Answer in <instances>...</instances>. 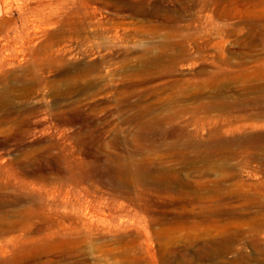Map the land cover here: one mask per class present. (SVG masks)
<instances>
[{"label": "rangeland", "instance_id": "obj_1", "mask_svg": "<svg viewBox=\"0 0 264 264\" xmlns=\"http://www.w3.org/2000/svg\"><path fill=\"white\" fill-rule=\"evenodd\" d=\"M60 1L0 16V264H264V0Z\"/></svg>", "mask_w": 264, "mask_h": 264}, {"label": "bare ground", "instance_id": "obj_2", "mask_svg": "<svg viewBox=\"0 0 264 264\" xmlns=\"http://www.w3.org/2000/svg\"><path fill=\"white\" fill-rule=\"evenodd\" d=\"M6 1L7 0H0V16L2 15V13H8V11H10L11 9L10 8H6ZM9 3V2H8ZM2 4H4L2 7ZM60 5H61V1L60 0H25V1H21V0H17L16 2V5H15V9L20 13L21 15V18H22V22H23V25L26 26L27 24H29V22H35V23H40L41 21L45 20V18H49L51 17V15L55 12H57V10L60 8ZM13 8V7H12ZM137 9V8H136ZM13 11V10H12ZM140 14V12H139ZM148 14V13H147ZM49 16V17H47ZM4 26V25H3ZM227 27V26H226ZM40 28V26L38 27ZM3 30V29H2ZM1 30V31H2ZM37 31V30H36ZM12 41H11V38L7 35L6 36V43L2 46V48H6V47H9V45H11ZM18 44V43H17ZM16 46V45H15ZM21 49V48H20ZM10 53V52H9ZM8 54V53H7ZM11 59V58H10ZM9 61V60H8ZM4 63V62H2ZM230 66V65H229ZM7 67V66H6ZM206 72V71H205ZM30 74V73H29ZM14 83V82H13ZM229 87V86H228ZM203 88V87H202ZM253 88V87H252ZM219 89V88H218ZM236 92V91H235ZM181 93V92H180ZM224 93V92H223ZM248 96V95H247ZM181 97V96H180ZM183 97V96H182ZM226 97V95H225ZM228 97H231V96H228ZM247 99V98H246ZM249 99V98H248ZM244 102V101H243ZM162 122V121H161ZM149 123V122H148ZM160 125V124H159ZM221 126V125H220ZM175 128V127H174ZM175 130V129H174ZM164 131V130H163ZM212 131V130H210ZM176 132V131H175ZM162 133V132H161ZM170 133V132H169ZM174 134V133H172ZM177 134V133H176ZM247 134V133H245ZM174 136V135H173ZM232 136V135H231ZM256 137V136H255ZM247 138V136L245 137V139ZM250 139V138H249ZM150 141V140H149ZM258 141V140H257ZM232 142V141H231ZM230 142V143H231ZM239 142V141H238ZM252 143V142H251ZM258 143V142H257ZM222 145V144H221ZM235 145V144H234ZM237 145V144H236ZM251 145V144H250ZM255 145V144H254ZM239 147V146H238ZM229 148V147H228ZM234 148V146H233ZM259 148V147H257ZM189 149V148H188ZM187 149V151H188ZM195 149V148H194ZM225 149V148H224ZM235 149V148H234ZM237 149V148H236ZM192 150V149H191ZM200 151V150H199ZM219 151V150H218ZM255 151V150H254ZM228 153V152H227ZM235 153V152H234ZM242 154V153H241ZM253 154V153H252ZM183 155V154H182ZM206 155V154H204ZM247 155V154H246ZM250 155V154H248ZM217 156V155H216ZM255 157V156H254ZM263 160V159H262ZM196 161V160H195ZM212 163V162H210ZM217 163V162H216ZM215 164V163H214ZM239 165V164H238ZM195 166H197L195 164ZM228 166V165H227ZM240 167V166H239ZM194 168V167H193ZM228 168V167H227ZM241 169V168H240ZM262 169V168H261ZM195 170V169H194ZM197 172V171H196ZM210 172V171H208ZM239 172V171H238ZM237 173V172H236ZM204 174V172H203ZM217 174V173H215ZM220 174V173H219ZM208 175V174H207ZM236 175V174H235ZM212 176V175H211ZM222 181V180H221ZM213 183V182H212ZM240 185V184H239ZM155 186V185H154ZM195 186V185H194ZM247 186V185H246ZM196 187V186H195ZM248 188V187H247ZM227 189V188H226ZM201 191V190H200ZM208 193V192H206ZM142 194V193H141ZM209 194V193H208ZM234 194V193H232ZM205 195V193H204ZM198 196V195H197ZM229 196V195H228ZM201 197V196H200ZM240 200V199H239ZM256 200V199H255ZM198 201V200H197ZM243 201V200H242ZM184 202V201H183ZM226 202V201H225ZM262 203V201H261ZM203 204V203H202ZM254 204V203H253ZM187 206V205H186ZM215 206V205H214ZM238 207V206H237ZM151 210V209H150ZM149 210V211H150ZM210 210V209H209ZM242 210V209H241ZM247 211V210H246ZM153 212V211H152ZM255 212V211H254ZM187 213V212H186ZM224 212H222L221 209H215V213L211 216V217H214L215 219H217L218 217L224 215L223 214ZM235 213V212H234ZM249 213V212H248ZM237 214V213H236ZM250 214V213H249ZM253 214V212H252ZM264 214V213H263ZM155 215V214H154ZM187 215V214H186ZM152 216H153V213H152ZM169 217V216H168ZM235 217V216H234ZM259 217V216H258ZM154 218V217H153ZM256 218V217H255ZM196 219V218H195ZM261 219V218H260ZM151 220V219H150ZM153 220V219H152ZM254 220V219H253ZM252 220V221H253ZM233 223V222H232ZM248 223V222H246ZM263 223V222H262ZM180 225V224H179ZM199 225V224H198ZM211 225V224H210ZM255 225L256 227L258 225H261L260 223L258 222H255ZM201 226V225H200ZM242 227V226H241ZM233 228V226H232ZM239 228V227H238ZM237 229V227H236ZM213 230V229H212ZM232 230V229H231ZM230 230V231H231ZM238 230V229H237ZM242 230V229H241ZM235 232V231H234ZM228 234V233H227ZM201 235V234H200ZM219 235V234H218ZM199 236V235H198ZM214 236V235H213ZM243 236V235H242ZM247 236V235H246ZM242 239V238H241ZM229 240V239H228ZM247 240V239H246ZM253 240V239H252ZM233 242V241H232ZM250 243V242H249ZM248 243V244H249ZM203 244V243H202ZM216 245V244H215ZM229 245V244H228ZM250 245V244H249ZM260 245V244H259ZM261 246V245H260ZM221 247V246H220ZM219 247V248H220ZM252 247V246H251ZM262 247V246H261ZM232 248V247H231ZM202 249V248H201ZM224 249V248H223ZM221 249V250H223ZM235 250V249H234ZM262 250V249H261ZM238 251V249H237ZM243 251V250H242ZM245 251V250H244ZM222 252V251H221ZM247 252V251H246ZM254 252V251H253ZM256 252V251H255ZM235 253V252H234ZM243 253V252H242ZM70 255V254H69ZM211 255V254H210ZM215 255V254H214ZM222 255V254H221ZM243 255V254H242ZM241 255V257H242ZM218 256V255H217ZM237 257V256H236ZM250 257V255H249ZM208 258V256H207ZM221 258V257H220ZM68 259V258H67ZM211 259V258H210ZM71 260V259H70ZM65 262H66V259H65ZM220 262V261H219ZM246 262V261H245ZM218 263V262H217ZM227 263V261H226ZM69 264V263H68ZM207 264V263H206ZM250 264V263H249Z\"/></svg>", "mask_w": 264, "mask_h": 264}]
</instances>
